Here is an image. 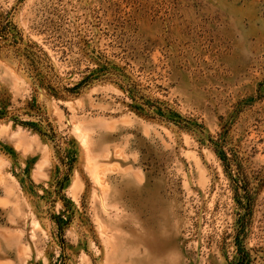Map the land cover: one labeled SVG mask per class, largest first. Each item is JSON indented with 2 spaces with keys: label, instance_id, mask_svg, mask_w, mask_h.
<instances>
[{
  "label": "rangeland",
  "instance_id": "1",
  "mask_svg": "<svg viewBox=\"0 0 264 264\" xmlns=\"http://www.w3.org/2000/svg\"><path fill=\"white\" fill-rule=\"evenodd\" d=\"M242 256L264 264V0H0V264Z\"/></svg>",
  "mask_w": 264,
  "mask_h": 264
},
{
  "label": "trees",
  "instance_id": "2",
  "mask_svg": "<svg viewBox=\"0 0 264 264\" xmlns=\"http://www.w3.org/2000/svg\"><path fill=\"white\" fill-rule=\"evenodd\" d=\"M36 63H38L37 61H36ZM34 66V69H35V71H36V77H38V79H40V81H43V82H45V83H48L49 84V87L51 88L52 86H50V85H52V82L48 79V75H46V74H44V75H41L40 74V70H39V67L37 66V65H33ZM101 72H104V70H102ZM81 86V85H80ZM80 86L79 85H77V86H75V87H73V88H63V90L66 92V93H70V94H78V90L80 89ZM51 89H53V88H51ZM221 139H220V141H218V142H220L221 143ZM216 143V148H219L220 147V145H218L219 143ZM239 264H245V256H242V261L239 263Z\"/></svg>",
  "mask_w": 264,
  "mask_h": 264
}]
</instances>
